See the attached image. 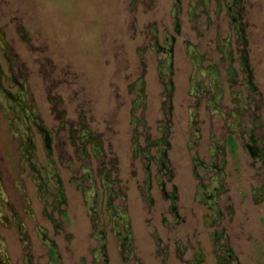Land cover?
<instances>
[{"label":"rangeland","instance_id":"374dc122","mask_svg":"<svg viewBox=\"0 0 264 264\" xmlns=\"http://www.w3.org/2000/svg\"><path fill=\"white\" fill-rule=\"evenodd\" d=\"M0 264H264V0H0Z\"/></svg>","mask_w":264,"mask_h":264},{"label":"flooded vegetation","instance_id":"af4514ba","mask_svg":"<svg viewBox=\"0 0 264 264\" xmlns=\"http://www.w3.org/2000/svg\"><path fill=\"white\" fill-rule=\"evenodd\" d=\"M1 260H2V254L0 253V263H1Z\"/></svg>","mask_w":264,"mask_h":264}]
</instances>
